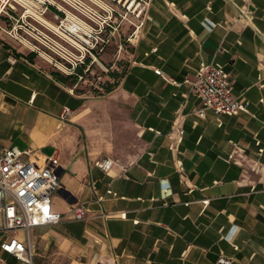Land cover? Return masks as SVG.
Masks as SVG:
<instances>
[{
	"label": "crops",
	"instance_id": "crops-1",
	"mask_svg": "<svg viewBox=\"0 0 264 264\" xmlns=\"http://www.w3.org/2000/svg\"><path fill=\"white\" fill-rule=\"evenodd\" d=\"M245 6L152 0L120 83L103 94L126 115L111 130L89 88L0 32V153L31 149L22 158L42 163L56 153L61 172L52 204L62 218L32 227L33 264H264V0L240 17ZM209 62L249 111L196 112L203 102L186 79ZM65 105L73 112L62 120ZM107 156L116 163L104 170L96 160ZM2 258L27 264L0 246Z\"/></svg>",
	"mask_w": 264,
	"mask_h": 264
},
{
	"label": "built area",
	"instance_id": "built-area-1",
	"mask_svg": "<svg viewBox=\"0 0 264 264\" xmlns=\"http://www.w3.org/2000/svg\"><path fill=\"white\" fill-rule=\"evenodd\" d=\"M152 0H0V32L12 37L48 61L65 75L73 76L75 85L81 81L92 83L90 90L105 93L103 76L94 64L101 63V55L117 35L130 41L144 26ZM252 15L250 0L240 17ZM127 28L124 35L122 28ZM13 57V56H12ZM14 58V57H13ZM106 77L110 67L103 66ZM166 79L177 82L160 68L155 69ZM191 90L202 100L196 109L205 115L210 107L217 113L238 114L249 111V102L234 95L228 71L218 63H202L195 78L186 79ZM73 112L65 105L60 113L62 120ZM178 140L184 129L176 122ZM35 154L31 149L12 146L0 153V232L13 234L1 240V248L14 254L27 264H33L36 243L32 239L34 226L56 223L62 212L52 204V194L60 186L59 159L56 153L45 162L22 155ZM116 163L111 157H102L96 164L109 170ZM208 199L204 202L207 203ZM75 217L87 214L83 202L72 206ZM22 231L23 237L18 233ZM232 259L222 255L219 264H230ZM0 264H9L0 259Z\"/></svg>",
	"mask_w": 264,
	"mask_h": 264
},
{
	"label": "rangeland",
	"instance_id": "rangeland-1",
	"mask_svg": "<svg viewBox=\"0 0 264 264\" xmlns=\"http://www.w3.org/2000/svg\"><path fill=\"white\" fill-rule=\"evenodd\" d=\"M126 37L122 36L119 37V35L116 34V36L112 39V42L110 43V54L112 56V60H106L105 54L101 55V63L96 62L94 64V67L97 70L98 74L104 75L103 79H106L105 72L103 70V66L110 67L111 70H113L115 73H120L124 71V69L127 67L130 61V51H131V41H126ZM122 43V45H121ZM55 70L59 71L54 67ZM70 78V77H69ZM71 81V79H70ZM91 80H89L87 83L84 81L80 82V86L84 88H89L91 86ZM97 97V101L100 102V108L98 109L97 113L101 114L104 123L106 126L111 130L112 129V121L114 122V119L117 121H122L123 124H125V112L122 109L116 108L114 105V100L110 95H103L104 93L91 90ZM102 94V96H98ZM126 126V125H124ZM129 127V126H127ZM7 234L0 232V238L6 236ZM31 236H34V233L31 234Z\"/></svg>",
	"mask_w": 264,
	"mask_h": 264
},
{
	"label": "trees",
	"instance_id": "trees-1",
	"mask_svg": "<svg viewBox=\"0 0 264 264\" xmlns=\"http://www.w3.org/2000/svg\"><path fill=\"white\" fill-rule=\"evenodd\" d=\"M33 54H35V52H33V51H30L28 53L29 56H32ZM126 68L124 69V71H122L120 73H115L113 70L110 69V71L108 73V76L106 77V79L103 80V86L105 87V91H107V92L111 91L116 86H118V84L120 83V81H121V79H122V77H123V75L125 73ZM53 72L59 78H63L65 80L66 79H71V82H75V80H76L73 76L65 75V74H63L60 71L54 70Z\"/></svg>",
	"mask_w": 264,
	"mask_h": 264
},
{
	"label": "water",
	"instance_id": "water-1",
	"mask_svg": "<svg viewBox=\"0 0 264 264\" xmlns=\"http://www.w3.org/2000/svg\"><path fill=\"white\" fill-rule=\"evenodd\" d=\"M61 172H60V166L58 167V177H60ZM62 188V187H61ZM62 191H65L66 193H69V191L65 190V189H61Z\"/></svg>",
	"mask_w": 264,
	"mask_h": 264
},
{
	"label": "flooded vegetation",
	"instance_id": "flooded-vegetation-1",
	"mask_svg": "<svg viewBox=\"0 0 264 264\" xmlns=\"http://www.w3.org/2000/svg\"><path fill=\"white\" fill-rule=\"evenodd\" d=\"M109 49H110V45H108V46L105 48V50L103 51V53H104V54H105V53H108V52L110 51ZM103 53H102V54H103Z\"/></svg>",
	"mask_w": 264,
	"mask_h": 264
}]
</instances>
